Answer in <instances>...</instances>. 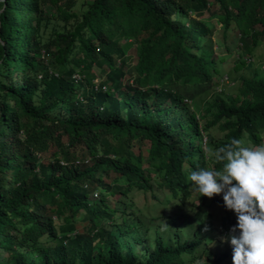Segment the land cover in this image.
<instances>
[{"label": "trees", "instance_id": "16d2710c", "mask_svg": "<svg viewBox=\"0 0 264 264\" xmlns=\"http://www.w3.org/2000/svg\"><path fill=\"white\" fill-rule=\"evenodd\" d=\"M77 3L0 0V264H197L201 242L162 228L150 239L153 222L127 198L157 185L184 202L191 171L222 167L208 150L262 143L259 73L240 76L237 95H222L233 85L222 78L205 125L185 101L221 75L216 51L237 55V70L253 66L264 0ZM96 66L105 80L95 85Z\"/></svg>", "mask_w": 264, "mask_h": 264}, {"label": "rangeland", "instance_id": "374dc122", "mask_svg": "<svg viewBox=\"0 0 264 264\" xmlns=\"http://www.w3.org/2000/svg\"><path fill=\"white\" fill-rule=\"evenodd\" d=\"M2 1L4 0H1V2ZM77 1L78 3L76 9L84 11L87 8L86 2L89 0ZM47 10L50 14L53 13V10L50 8H47ZM213 22L214 21H211L210 24L215 25ZM218 28H220V25H218ZM232 32L235 33V31ZM222 38L223 32L219 31L214 35L213 40L214 42H218L222 41ZM206 40L203 39L201 43L204 44ZM214 49H217L216 46H214ZM216 52L220 56L227 57V61L222 66L223 70L221 71V77L219 76L214 79L212 88L210 90L204 91L200 95H195L193 99H186L185 101L188 107L187 110L192 112L194 111L200 117V122L202 125H205L206 122L212 119L213 111H210L208 106L213 104L214 99L218 94H221L219 93V85L222 78H225L227 83L231 82V84H233L231 87H225V89H223L222 95L226 96L230 94H238L240 76L245 75L247 78H249L259 73L260 77H264V45L255 49V56L252 62L253 66L249 67V69L244 67L237 70V68H235V62L239 60L237 55L228 56V53H226L225 49ZM92 73L96 76L92 80L93 84L96 85L105 80V77L101 74V69L99 67H94L92 69ZM7 74L8 70H6V76ZM74 78L77 81L80 80L79 75H75ZM126 79H128V77ZM185 91L194 92V90L190 89H184L183 92ZM185 98L187 97L185 96ZM1 131L2 128H0V132ZM210 134L216 139H219L222 136L217 128L211 129ZM244 141L246 145H253L251 141ZM262 143H264V137ZM134 150L136 152L140 151L138 146H135ZM77 151L81 152L82 149L79 148ZM196 193L197 192L192 189V195L184 202H179V199L183 197L182 195L179 197L176 196V198H174L172 193L167 191L164 187H158L155 185L152 192H138L137 190H133L127 200L130 201L131 206L134 201L135 207H132V210H135L139 215H142L141 218L145 221V223L153 222L151 236L148 234L150 239L154 238L157 230H160L159 228L163 229L162 232L168 229L171 234L181 231L184 243H193V245H196L197 242H201V245H196V251L197 256L202 255L201 260L204 262V264H216V261H218L219 264H233V248L230 242H223L221 237H223L225 233H228L230 229L237 224V219L235 224L228 228L220 226V217L226 213L227 209L224 206L222 195L214 196L213 198H216V201H214L213 198H207L206 201L209 202L203 204L201 211V209L198 207L201 204L200 194ZM123 198L125 197L120 195V197H117V200L122 202ZM175 207L182 213L174 209ZM130 210L131 209H129V212H131ZM210 214H212V223L214 225L211 224L208 216L203 218V215ZM232 216L237 217L235 212L232 213ZM205 226L208 227V231L204 230Z\"/></svg>", "mask_w": 264, "mask_h": 264}, {"label": "clouds", "instance_id": "9594fccd", "mask_svg": "<svg viewBox=\"0 0 264 264\" xmlns=\"http://www.w3.org/2000/svg\"><path fill=\"white\" fill-rule=\"evenodd\" d=\"M205 156L222 167L191 171L192 189L205 201L222 195L224 206L236 213L237 224L221 237L233 248V264H264V143L246 145L232 138ZM201 259L197 264H204Z\"/></svg>", "mask_w": 264, "mask_h": 264}, {"label": "built area", "instance_id": "2783aa9c", "mask_svg": "<svg viewBox=\"0 0 264 264\" xmlns=\"http://www.w3.org/2000/svg\"><path fill=\"white\" fill-rule=\"evenodd\" d=\"M226 80V79H225Z\"/></svg>", "mask_w": 264, "mask_h": 264}]
</instances>
